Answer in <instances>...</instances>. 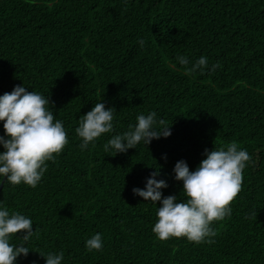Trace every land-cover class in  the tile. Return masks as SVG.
I'll return each mask as SVG.
<instances>
[{
  "label": "trees",
  "instance_id": "1",
  "mask_svg": "<svg viewBox=\"0 0 264 264\" xmlns=\"http://www.w3.org/2000/svg\"><path fill=\"white\" fill-rule=\"evenodd\" d=\"M178 56L189 68L206 57L208 68L186 75ZM16 86L48 97L68 144L35 188L0 176V210L35 232L15 264L59 252L61 264H264V0H0V96ZM98 102L115 109L114 131L82 150L76 128ZM153 111L170 137L105 151ZM233 141L251 161L231 215L211 225L214 243L158 239L161 205L133 189L159 168L162 198L182 202L176 163L195 171L205 150ZM97 233L103 247L88 251Z\"/></svg>",
  "mask_w": 264,
  "mask_h": 264
},
{
  "label": "clouds",
  "instance_id": "2",
  "mask_svg": "<svg viewBox=\"0 0 264 264\" xmlns=\"http://www.w3.org/2000/svg\"><path fill=\"white\" fill-rule=\"evenodd\" d=\"M144 46V41H139ZM185 66V74L190 75L198 69L203 73L208 68L206 57L199 58L191 67L185 56L177 57ZM220 67L212 65L211 71ZM48 97L35 91H27L25 86H16L11 93L0 96V122H3L4 136H0V176L6 177L12 185L21 183L35 188L47 171L48 161H55L68 144V136L63 122L54 119L49 110ZM115 109H105L103 102H98L86 115L80 117L76 134L81 138V149H86L102 134L114 131ZM135 126L123 134H116L104 145L105 151L112 149L116 154L137 149L139 144L145 147L153 140L171 136V125L164 119L157 120L156 112L147 116H137ZM93 146L95 144L93 143ZM226 149V150H225ZM203 159L195 171H190L187 163L178 161L174 167L176 181L183 182V201L176 196L163 197L162 189L167 188L164 180H157L159 168L147 179L144 189L134 188L133 194L142 197L145 202L161 205L157 210V222L152 231L158 239L186 238L189 242L200 244L216 232L211 228L215 221H222L231 215V205L242 191L243 172L251 157L245 149L232 143L205 150ZM253 215H256L253 213ZM18 233H24L19 245L11 243ZM35 232L33 222L17 212L0 210V264H15L17 257H27L28 242ZM103 247L99 233L86 241L88 251H100ZM46 264H61L64 253H39Z\"/></svg>",
  "mask_w": 264,
  "mask_h": 264
},
{
  "label": "water",
  "instance_id": "3",
  "mask_svg": "<svg viewBox=\"0 0 264 264\" xmlns=\"http://www.w3.org/2000/svg\"><path fill=\"white\" fill-rule=\"evenodd\" d=\"M6 177H4V179H5ZM1 188H2V183L0 184V190H1Z\"/></svg>",
  "mask_w": 264,
  "mask_h": 264
}]
</instances>
